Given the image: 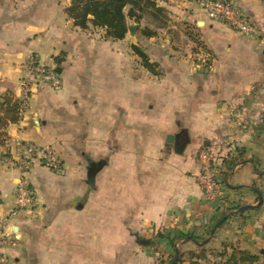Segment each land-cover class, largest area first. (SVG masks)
I'll return each instance as SVG.
<instances>
[{
    "label": "crops",
    "instance_id": "1",
    "mask_svg": "<svg viewBox=\"0 0 264 264\" xmlns=\"http://www.w3.org/2000/svg\"><path fill=\"white\" fill-rule=\"evenodd\" d=\"M156 1L193 25L214 53L212 72L140 76L132 57L119 56L121 40H99L74 25L65 10L72 0H0V94L22 97L33 55L63 78L60 90L33 87L25 114L7 127L14 141L52 146L61 161L30 171L38 200L9 222L16 240L3 247L8 264H160L176 247L220 249L225 242L264 258V140L259 131L251 137L235 129L237 110L228 106L238 104L246 117L253 106L255 124L264 110L259 100L251 104L263 96L254 87L264 81V0H233L252 16L258 36L212 20L193 2ZM146 19L141 24L157 31L153 40L165 28ZM200 113L210 119L198 122ZM220 128L243 154L232 169L217 162L222 192L208 201L197 179L198 151ZM170 134L179 135L183 151ZM9 150L0 146V216L16 204L19 171L5 160ZM232 152L228 158L237 156ZM90 169H97L94 187Z\"/></svg>",
    "mask_w": 264,
    "mask_h": 264
},
{
    "label": "rangeland",
    "instance_id": "2",
    "mask_svg": "<svg viewBox=\"0 0 264 264\" xmlns=\"http://www.w3.org/2000/svg\"><path fill=\"white\" fill-rule=\"evenodd\" d=\"M139 3L143 4V7H146V11H142L139 9L134 10L137 15L133 16V18L127 19L129 28L126 33V36L123 39H117L121 40L120 42L122 43L119 46V56H125V58L132 57L135 62V74H138L140 76L145 74L149 75L150 77H161L165 74L176 72L177 70H180L181 72L183 71L185 72V74H193L195 72H199V70L204 71V73L206 74L212 72L214 53L210 49H208V47L197 37L198 33L195 32V28H192L193 25L186 26V23H184L185 20L177 21L174 18L170 17L168 15V12H172V10L167 8L166 6H158L164 8V11H160L161 14H158L156 11L153 10L154 8L152 4L147 5L144 0H141ZM157 4H159V2H157ZM130 7H132V4L127 3L125 6V12H128L130 10ZM147 12L156 14L158 17L164 15L163 18H161L160 25L164 27L165 30L158 34L153 40H151L150 36L146 34L148 32L147 29H150L149 26H143L141 24L143 18H150V21H155L152 16ZM71 20L74 23V20L72 18ZM132 25H138V28L134 33H132L130 29ZM80 28L82 29V31L90 34L91 36L97 37L99 40H103L105 38L108 40L111 39L107 36L105 27L94 26L92 23H89V26L87 28ZM196 38L199 40V42L195 41ZM163 58H167L172 61L175 59H179L183 60L184 62L183 64L178 66H161L158 60ZM138 79L139 78L137 77L136 80ZM254 89L256 91L263 90V96H257L252 98L251 104L256 105L257 103H255L254 100H259L261 104L257 105H262L264 107V81L257 83ZM242 101L248 104L250 99L246 98L242 99ZM228 106H233L234 113L237 110L236 115H234V118L236 117L235 129L243 131V133L250 132L249 134L251 135V137L254 135L253 133L256 134L259 131L260 135L257 137V139L260 137L264 140V110L261 111L259 114H256L260 118L258 120L259 122L255 124V114L253 112L254 110H252L253 106H251L250 108L248 107V109H250L251 111V116H249V114H246L248 115V117L243 116V114H241V116L238 114V104L228 102ZM205 114L206 113H200V115L198 116V122L200 117L206 116ZM209 119L210 118L206 116V120ZM244 124H246L247 126L243 127ZM192 132L194 133V135H200L202 131L193 130ZM182 133L185 135L183 141H186L189 138V133H186L185 131H182ZM227 135V131L225 129L220 128L218 130L215 129V131H212L209 136H204V138L201 139L202 143L199 146L200 151L203 148H212V150L216 153L215 155H217L218 162L221 163V166L217 165L216 163V170L219 168V166V169H222V167L227 166L225 164L226 161L229 159L228 155L230 156V152H232L229 148H232V153H234V151L242 150V146L234 145V141L228 142V140H225ZM205 139L209 141L210 146L205 143ZM200 151H198V156ZM181 249H183V256L188 259L190 257V255L188 254L189 250H185V248L183 247H181ZM261 262H264L263 257ZM203 264L221 263L220 259L215 254H209L207 256V259L203 261Z\"/></svg>",
    "mask_w": 264,
    "mask_h": 264
},
{
    "label": "built area",
    "instance_id": "3",
    "mask_svg": "<svg viewBox=\"0 0 264 264\" xmlns=\"http://www.w3.org/2000/svg\"><path fill=\"white\" fill-rule=\"evenodd\" d=\"M195 3L209 18L229 25L233 30L245 36H258L260 28L249 14L245 13L233 0H183ZM28 74L22 79V116L25 114L33 87L46 84L54 90L63 87V78L56 67L44 63L40 57L33 55L27 63ZM5 146L10 150L6 162L18 169L19 177L15 188V207L4 216H0V264H8L9 256L3 250L6 244H15V231L9 230L10 220L17 214L34 208L38 198L37 192L28 177L36 164L58 168L61 164L55 149L48 145H39L30 141L16 140L8 137ZM211 148H203L199 153L201 162L197 175L199 185L206 200L212 201L222 192L215 165L217 155ZM262 260L254 264H264Z\"/></svg>",
    "mask_w": 264,
    "mask_h": 264
},
{
    "label": "trees",
    "instance_id": "4",
    "mask_svg": "<svg viewBox=\"0 0 264 264\" xmlns=\"http://www.w3.org/2000/svg\"><path fill=\"white\" fill-rule=\"evenodd\" d=\"M141 0H72L71 5L65 10L70 18L74 20L75 26L87 28L89 23L94 26H100L106 28V34L111 39H123L128 31V18L136 16L134 10H144L143 4H140ZM147 5L152 4L153 10L158 14L160 11H164V8L158 7L156 0H144ZM127 3H131L132 7L128 12H125V6ZM142 8V9H141ZM149 13L155 22L160 25L161 18L164 15L158 17L156 14ZM142 18V17H141ZM147 35L152 36L156 32L153 29H147ZM196 42L199 40L196 38ZM22 100L17 97L12 91H6L0 94V146L4 145L8 138L7 127L11 123H16L22 118ZM241 150V149H240ZM237 156L234 154L230 157L226 164L228 168L232 169L241 160L239 156L242 155L241 151H236ZM226 215H223L219 220V225L223 224L226 220ZM189 236V234H184ZM193 238L192 235H190ZM174 244V243H173ZM190 257L186 259L183 256V250L175 248V253L172 255L169 261H160V264H203V261L207 259L209 254H215L221 264H254L260 261V255L252 252L249 249H240L232 243H223L221 249L207 248L203 245H198L195 250H189Z\"/></svg>",
    "mask_w": 264,
    "mask_h": 264
},
{
    "label": "water",
    "instance_id": "5",
    "mask_svg": "<svg viewBox=\"0 0 264 264\" xmlns=\"http://www.w3.org/2000/svg\"><path fill=\"white\" fill-rule=\"evenodd\" d=\"M138 28V25H132L131 27H130V29H131V32L132 33H134L135 31H136V29ZM178 138H179V135H169V137H168V140H170V141H173L174 139L176 140V144H175V148H176V151H178V152H181V151H183V149H184V145H180L179 143H178ZM96 173H97V169H95V170H92V169H90L89 170V172H88V184H90L92 187H94L95 186V176H96ZM247 207H249V206H245L244 208H247ZM219 223L220 222H218V224L214 227V229L213 230H215L216 229V227L219 225ZM214 232V231H213ZM209 240L207 239V240H205L204 242H202V244H205V243H207ZM142 243H149V240H142L141 241Z\"/></svg>",
    "mask_w": 264,
    "mask_h": 264
}]
</instances>
